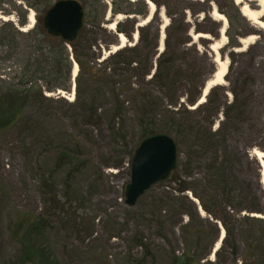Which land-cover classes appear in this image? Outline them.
Listing matches in <instances>:
<instances>
[{
    "label": "trees",
    "instance_id": "1",
    "mask_svg": "<svg viewBox=\"0 0 264 264\" xmlns=\"http://www.w3.org/2000/svg\"><path fill=\"white\" fill-rule=\"evenodd\" d=\"M23 1L36 14L43 15L53 0ZM181 1L166 2L169 23L165 27L161 52L157 51L159 28L151 24L137 27L138 40L133 45L109 51L111 45L117 44V35L104 26L107 6L103 0H83L81 3L84 8L83 26L69 43L71 52L61 38L49 35L38 21L32 28L22 31L12 21L0 19V63H8V68L15 65V73L11 78H0V134L12 132L17 136L20 143L16 148L26 165L32 162L29 161L31 154H36L33 178L43 198V210L37 214H20L14 223L13 236L21 235L20 239L29 238L33 241L31 245L42 263L61 264L58 258L51 255L46 243L38 242L39 236L51 228L53 218L61 223V232L67 239L74 234L81 241H89L90 238V242L99 240L93 224L96 214L80 210L85 200L81 191L84 173L81 172L88 162L80 158L78 148L81 145H75L71 151L64 149L51 169L49 162L39 158L41 152L38 154L36 148L38 141L32 147H27L23 142L25 136L46 135L47 151L53 129L43 126L42 121L68 120L74 125L90 126L99 134L107 132L117 138H125L130 128L137 129L142 138L155 133L171 136L177 146L178 161L180 154H183L180 168L176 163L169 175L178 183L175 190L178 194L168 195L164 199L155 198L152 207L158 211L164 205L169 207L172 225L180 221V215L188 217V224L197 219L213 226L214 220H217L224 229V236L214 252L216 258H220L226 246L230 249V256L235 258L241 242L244 248L241 249L240 264H264V252L259 253L257 250L264 244V233L249 240L243 238L240 231L233 232L231 225L239 218L264 214V200L258 183L259 162L255 155H250L254 148L264 152V88L260 92L248 90L244 93L243 87L233 86L229 89L232 99L228 102L223 83L215 84L209 88L203 102L197 103L205 80L215 70V63L213 58H205V54L199 53L195 45L189 43V27L185 19L187 8L182 7L175 16ZM226 1L232 13L224 12L230 26L225 31L227 42L220 48V54L228 57L229 70L234 63V51L240 47L239 38L253 33L252 29L245 33H231L233 19L248 28L253 26L241 14L234 0ZM120 2L125 5L112 3L109 8L112 15H146L144 0ZM202 2L197 0L195 3ZM6 3L16 13L17 24L24 25L26 10L23 6L15 0H0L3 14H9L3 8ZM188 9L194 15L201 11ZM131 22H135L134 18ZM193 31L218 37V29L200 28L199 22H195ZM115 32L129 36L120 21L115 23ZM97 33L101 38H97ZM103 49L107 53L102 55ZM70 54L78 70L74 99L67 102L59 96L54 98L46 93L70 90ZM204 61L209 66L207 74L203 70ZM227 74L228 71L223 77L225 80H228ZM60 101L66 104L62 113L57 112L61 107L53 106ZM59 133L68 136L66 130ZM90 133L86 135L91 137ZM56 134L53 133L54 136ZM243 164L245 169H241ZM108 165L120 169L122 159L115 163L106 162L105 166ZM252 166L257 168L254 181L249 179L253 174ZM246 171L251 173L250 176ZM242 172L246 176L241 177ZM57 175H62V179L57 180ZM60 181L63 191L55 188ZM188 193L198 201L212 222L209 218L200 217L198 206ZM242 212L245 213L242 215ZM261 221L264 222V218ZM115 230L114 227L108 229L109 237L114 236ZM131 244L144 247V236H133ZM209 254V249L200 253L185 250L179 257H174L171 264H218L208 260ZM108 257H112L110 253H98L93 263L105 264ZM144 260L145 257L129 259L137 264H144ZM71 261L66 260L65 263L71 264ZM22 263L23 259L20 261Z\"/></svg>",
    "mask_w": 264,
    "mask_h": 264
},
{
    "label": "rangeland",
    "instance_id": "2",
    "mask_svg": "<svg viewBox=\"0 0 264 264\" xmlns=\"http://www.w3.org/2000/svg\"><path fill=\"white\" fill-rule=\"evenodd\" d=\"M16 3L21 4L26 10V23L22 26L17 24V16L12 7L9 4L3 5V8L9 12V14H3L0 11V19L3 21L10 20L17 25V28L22 30V27L28 25V13L33 12L34 21L30 28L38 21L41 23L43 15L36 14L35 10L31 7H27L23 0H15ZM83 3V0H78ZM130 2L134 0H128ZM153 3V10L150 11L148 2ZM158 2V4L156 2ZM144 0L147 6V12L145 16L136 14H125L118 13L112 15L109 12V8L112 3L124 2L120 0H103L107 6L106 16L104 18V26L107 30L114 32L117 36V44L110 46L109 51H113V46L120 45L119 34L124 36L123 45H133L138 40L137 27L151 24L158 27L159 39L161 26L165 24L162 29L164 36L162 39V48L160 49V43L158 42L157 51L161 52L163 49V42L165 37V27L169 23V17L166 13L167 0ZM197 0H183L179 4V9L176 10L175 16L179 14L182 7L185 9V19L188 24V41L195 45L196 49L201 54H205V58H215L218 55L219 58H225L227 60L228 80H223L224 93L226 99L229 102L232 99V94L229 89L233 86L243 87L244 93L248 90H254L260 92L264 88V31L257 25L252 23V28H248L243 23L234 20V27L231 33L253 30V33L246 35L242 38L243 41L239 40L240 47L236 48L235 55L232 57L234 63L228 70V57H222L220 54V48L224 47L227 42L225 31L230 26L229 21L224 12H229L226 0H200L201 4H196ZM257 9V2L255 0H241V4ZM166 4V7H165ZM51 5V4H50ZM49 5V6H50ZM240 5H238L239 7ZM176 8V7H175ZM188 8L192 10H201L195 15L192 14ZM219 13L225 20L220 21L214 18V14ZM5 17V18H3ZM214 23L210 22V20ZM134 18L135 22H131ZM147 19V20H146ZM260 20L264 22V13L260 17ZM121 22V27L129 34L115 32L114 28H109L112 22ZM195 22H199V27L207 30L218 29V37L213 38L209 34L195 33L193 27ZM225 23L224 36L225 40L221 41V35L219 30ZM27 28L26 30L30 29ZM231 29V28H230ZM24 30V31H26ZM200 34V35H197ZM173 36V33L171 32ZM97 38H101L99 33L96 34ZM174 36L172 37V39ZM227 50V49H226ZM225 51V49H223ZM107 50H102V55L106 54ZM72 57V56H71ZM73 59V58H72ZM206 59V60H207ZM75 60H72V69ZM205 62V61H204ZM76 63V62H75ZM11 64V63H10ZM77 64V63H76ZM8 63H0V78H11L15 73V65L7 67ZM204 73L207 74L209 71L208 64L203 66ZM78 70V65H77ZM77 74V72H76ZM8 76V77H7ZM72 76V73H71ZM76 76V75H75ZM75 76L71 79V85L69 91L57 90V93H46L50 97L59 96L67 102H71L74 99V93L72 91V84L74 82L75 88ZM211 76V75H210ZM208 76L207 79L210 77ZM206 79V80H207ZM15 80V79H14ZM205 80V81H206ZM73 93L72 99H69V94ZM242 93V98H243ZM198 102V101H197ZM53 106L61 110L57 112H63L66 107L64 101L56 102ZM194 107V106H193ZM54 121V120H53ZM50 121L45 120L43 126L51 127L52 139H49L51 145H47L46 135L36 136H25L23 141L27 147L38 141L36 144L37 153L40 154L39 158L42 161H46L51 165V169L57 162L58 155L63 150L68 148L71 150L75 149V145H81L78 152L81 153L80 158L87 160V164L83 167L81 172L84 173L82 176V188L83 196L85 197L84 203L80 210H86L88 213L96 214L93 220L94 229L97 231L99 237L98 241L90 240L81 241L77 235H72L68 239L61 232L62 225L56 218H53L51 228H47L41 236H39L38 242L46 243L49 247L51 255L61 262V264H67L65 261L72 260L71 264H94L93 260L98 256V253H110L111 258L108 257L105 264H137L136 261H129L130 258L140 259L145 257L144 264H171L174 257H179L185 250H189L190 253H200L209 249L208 260L218 264H240L241 263V249L244 248L243 243L240 242L239 251L235 258L230 256V249L226 246L224 252H222L220 258L214 256L213 249L217 243L218 234L222 230L220 222L214 220L213 226L207 223H201L197 219H194L188 224V217L186 215H180V221L172 225L170 208L166 205L162 206L161 211L154 209L151 205L153 199L162 198L166 196L177 195L175 190L178 188V183L175 182L171 176L166 180L158 182L152 185L147 191L141 195L133 206H127L123 201V193L125 185L129 181V164L131 156L138 145V143L144 138L140 136V133L135 128H130L129 134H126L125 138L114 137L108 135L107 132L104 134L97 133L96 129L86 125H74L68 120L62 121ZM45 129V128H44ZM68 136L61 135L59 132L65 131ZM91 131V133H90ZM89 132L91 137L86 134ZM56 134L55 136L53 135ZM63 139H62V138ZM64 137L67 139L65 141ZM19 139H22L20 137ZM62 139V140H61ZM76 139V142L74 141ZM20 141L15 134L12 132L7 134H0V264H45L41 262L40 258L35 252L33 241L29 238H21L13 236L15 232V222L19 219L20 214L23 213H38L43 210L41 197L38 191V185L33 178L34 169L36 167L34 160L35 155L31 154L29 161H32L30 165H26L24 158L18 152L17 146ZM252 151V152H251ZM250 151V155H254L253 151L261 152L254 148ZM35 152V150H33ZM264 153V152H263ZM37 154V155H38ZM257 158V157H256ZM118 159H122V167L120 169L114 168L111 165L105 166L106 162L115 163ZM183 154H180L179 161L177 164L182 163ZM258 168V183L260 185L263 200H264V172L262 171L263 166L259 158ZM264 163V159H262ZM26 166H25V165ZM242 164V163H241ZM264 165V164H263ZM29 166V167H28ZM96 167L99 169H96ZM32 168V169H30ZM241 169L244 168V164L241 165ZM253 174L251 181H254V171H257L256 166H252ZM239 171V169H238ZM240 173L241 177L246 176L250 172ZM58 177V175H57ZM62 179V175L58 177ZM81 180V178H80ZM57 190L63 191L62 181L55 187ZM190 198L196 202L198 206V212L200 217L209 218L212 220L202 209L200 208L198 201L189 195ZM245 212H242V215ZM250 215L247 219L239 218L233 224V232L241 233L243 238L249 240L257 238L258 235L264 233V214L259 216ZM62 218V217H61ZM107 219V222H106ZM60 220V219H59ZM212 222V221H211ZM49 224V226H50ZM105 225L107 227H105ZM103 226V227H102ZM115 228V234L113 237H109L108 229ZM96 233V234H97ZM221 233V232H220ZM22 234V232H20ZM135 235L144 236L145 246L135 247L131 244V239ZM224 235V229H223ZM93 237V236H92ZM254 237V238H253ZM20 239V240H19ZM211 241V242H210ZM37 242V241H36ZM258 252H264V244L257 249ZM72 255L71 257H69ZM51 256V258H53Z\"/></svg>",
    "mask_w": 264,
    "mask_h": 264
},
{
    "label": "water",
    "instance_id": "3",
    "mask_svg": "<svg viewBox=\"0 0 264 264\" xmlns=\"http://www.w3.org/2000/svg\"><path fill=\"white\" fill-rule=\"evenodd\" d=\"M83 18L84 8L78 0H53L42 16L41 25L49 35L61 38L69 46L83 26ZM215 68L217 69V67ZM206 82L207 80L201 88L200 98L202 96L203 99L209 90L204 94ZM73 87L74 82L72 91ZM176 163L177 146L171 136L165 133L145 136L131 156L129 181L125 185L123 193L124 203L127 206H133L152 185L166 180L175 169ZM222 237L219 233L217 240L219 244ZM214 251L215 249H213Z\"/></svg>",
    "mask_w": 264,
    "mask_h": 264
},
{
    "label": "bare ground",
    "instance_id": "4",
    "mask_svg": "<svg viewBox=\"0 0 264 264\" xmlns=\"http://www.w3.org/2000/svg\"><path fill=\"white\" fill-rule=\"evenodd\" d=\"M236 4L240 5V12L241 14L248 20L250 21L251 23H253L254 25H257L259 26L263 31H264V22H262L260 20V17L262 16V14L264 13V0H255L257 2V6L258 8L257 9H254V8H251L249 6H247L245 3L244 4H241V0H234ZM148 2V6L150 8V11L153 10V3ZM5 18V17H3ZM28 25H26L25 27H22V30H26L27 28H30L33 21H34V16H33V12L30 11L28 13ZM214 18L215 19H218L220 21H223L225 20V18L220 15L219 13H215L214 14ZM147 20V19H146ZM114 25L115 23L112 22L109 26V28H114ZM165 24H163L161 26V31H160V49L162 48V39H163V31L162 29L164 28ZM224 29H225V23L223 24V26L221 27V29L219 30V33H220V37H221V41L223 42L225 40V36H224ZM197 35H200V34H197ZM119 41L121 42L119 46L117 45H114L113 46V50H116L118 47H121L123 45V41H124V36L122 34H119ZM240 41H243V39H240ZM214 63H215V67H217V69L215 68L214 70V74L212 73L211 76L207 79V82L205 84V89H204V94L207 92V90L215 85V84H222L223 83V77L226 73V68H227V60H223L222 58H219L218 55H216V57L214 58ZM77 72V64H74L73 65V70H72V74L73 76H75ZM72 93L69 94V99L71 100L72 99ZM204 97L201 96V98L199 99L198 103L200 102H203V99ZM191 108H193V106H191ZM254 155L260 159L261 161V164L263 166V169L262 171L264 172V163L262 161L263 157H264V153L263 152H258V151H253ZM253 216H259V214H251ZM223 236V230H221V237ZM219 246V241H217V243L215 244V248L216 249L217 247Z\"/></svg>",
    "mask_w": 264,
    "mask_h": 264
},
{
    "label": "built area",
    "instance_id": "5",
    "mask_svg": "<svg viewBox=\"0 0 264 264\" xmlns=\"http://www.w3.org/2000/svg\"><path fill=\"white\" fill-rule=\"evenodd\" d=\"M2 78V77H1Z\"/></svg>",
    "mask_w": 264,
    "mask_h": 264
}]
</instances>
